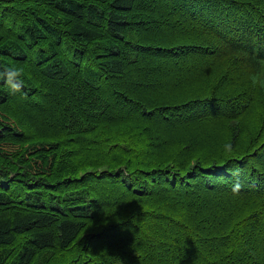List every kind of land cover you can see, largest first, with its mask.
I'll return each instance as SVG.
<instances>
[{"label": "trees", "instance_id": "trees-1", "mask_svg": "<svg viewBox=\"0 0 264 264\" xmlns=\"http://www.w3.org/2000/svg\"><path fill=\"white\" fill-rule=\"evenodd\" d=\"M0 264H264V0H0Z\"/></svg>", "mask_w": 264, "mask_h": 264}, {"label": "clouds", "instance_id": "clouds-1", "mask_svg": "<svg viewBox=\"0 0 264 264\" xmlns=\"http://www.w3.org/2000/svg\"><path fill=\"white\" fill-rule=\"evenodd\" d=\"M23 72L21 68L10 67L0 72V80L5 82L12 90L13 94L21 91L23 86Z\"/></svg>", "mask_w": 264, "mask_h": 264}]
</instances>
